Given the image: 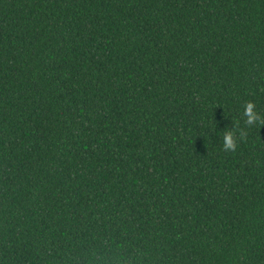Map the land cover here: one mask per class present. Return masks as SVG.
Listing matches in <instances>:
<instances>
[{
    "label": "trees",
    "instance_id": "1",
    "mask_svg": "<svg viewBox=\"0 0 264 264\" xmlns=\"http://www.w3.org/2000/svg\"><path fill=\"white\" fill-rule=\"evenodd\" d=\"M0 264H264V0H0Z\"/></svg>",
    "mask_w": 264,
    "mask_h": 264
},
{
    "label": "clouds",
    "instance_id": "2",
    "mask_svg": "<svg viewBox=\"0 0 264 264\" xmlns=\"http://www.w3.org/2000/svg\"><path fill=\"white\" fill-rule=\"evenodd\" d=\"M244 116L247 118L246 122L248 124H253L260 119V117L254 111V105L251 102L245 105ZM223 146L225 150H234L235 148L233 133L230 130L225 132L223 135Z\"/></svg>",
    "mask_w": 264,
    "mask_h": 264
}]
</instances>
